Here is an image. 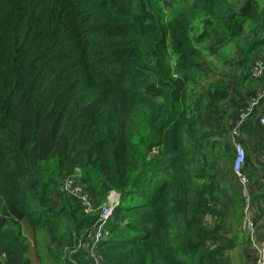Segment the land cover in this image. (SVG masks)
I'll use <instances>...</instances> for the list:
<instances>
[{"label":"trees","instance_id":"16d2710c","mask_svg":"<svg viewBox=\"0 0 264 264\" xmlns=\"http://www.w3.org/2000/svg\"><path fill=\"white\" fill-rule=\"evenodd\" d=\"M262 108L264 0H0V264H254Z\"/></svg>","mask_w":264,"mask_h":264},{"label":"rangeland","instance_id":"374dc122","mask_svg":"<svg viewBox=\"0 0 264 264\" xmlns=\"http://www.w3.org/2000/svg\"><path fill=\"white\" fill-rule=\"evenodd\" d=\"M258 113L264 114L263 108L259 109V111L257 113H255L254 116H256ZM255 118H250V126L253 125L252 126L253 131H252L250 136L254 137L255 145L257 146L258 149H260L259 151L262 153V158H264V123H260L258 121V119L256 118L257 120H255ZM259 155L260 154L258 153V156ZM256 169H257V174L260 175L262 171L259 169V167ZM114 199H116V194L114 192H111L110 201L111 200L113 201ZM258 205L260 207V210H262V213H261L262 214V217H261L262 221L261 222H263L264 221V198H261L258 200ZM243 206L245 207V204ZM253 212L254 211H253L252 207H250V206H249L248 213H246V211L244 210L243 229L246 233H248L250 231L249 232V236H250L249 248L252 249V251L254 253L255 252V246L254 245L257 246L261 243L262 233L264 231H262L263 230L262 227H260L258 230H256V229H254V226L251 227L252 231L250 230V228H249V219H250L249 215H252ZM233 226H234V228H239V225H237V224H234ZM244 226H245V228H244ZM252 241H253V244L251 243ZM248 244H249V241H248ZM245 252L247 253V249L245 248L244 242L242 240H240V238H239V244L230 251L231 256H232L235 264H241L240 254L245 253ZM31 257L33 259V263L38 264L37 263V257H36L35 251H34V247H32Z\"/></svg>","mask_w":264,"mask_h":264},{"label":"built area","instance_id":"2783aa9c","mask_svg":"<svg viewBox=\"0 0 264 264\" xmlns=\"http://www.w3.org/2000/svg\"><path fill=\"white\" fill-rule=\"evenodd\" d=\"M247 112H248V110H246L245 112L244 111L241 112V114L239 115V120H238L236 126H238L240 124V122L243 120L244 115ZM256 117L260 123H264V114L258 113L256 115ZM234 131L236 134H238L237 128H234ZM234 149H235V158H234L233 167H234L236 174L239 177V182H240L241 186H243V188H245V186L247 184V177L243 174V171L241 170L242 164L244 162V157H245L244 149H243L242 144L237 140L234 141ZM111 192H114L116 194V199H114L113 201L112 200L110 201ZM111 192L108 194V204L102 210V220L104 218H106L111 213L112 206L117 201V197H118L117 192H115V191H111ZM244 210L246 211V213H248L249 205L247 203L245 204ZM249 218H250L249 219V228L251 231H252V229H251L252 226H254V229H256V230H258L260 227H262L263 228L262 231H264V221L261 222L262 220L260 219L256 224H254L252 221L251 215H249ZM244 228H245V226H244ZM101 232H102V229L99 228L96 231L95 237H98L99 235H101ZM249 232H248V236H249ZM248 241H249V245H250V236H249ZM251 243L253 244V241ZM254 246H255V252L253 253V251H252V254L254 256V264H264V232L262 233L261 243L257 246L256 245H254Z\"/></svg>","mask_w":264,"mask_h":264},{"label":"crops","instance_id":"0c3cea01","mask_svg":"<svg viewBox=\"0 0 264 264\" xmlns=\"http://www.w3.org/2000/svg\"><path fill=\"white\" fill-rule=\"evenodd\" d=\"M243 138H245V136ZM246 143H248V146L250 147V151L248 152V154L250 156L251 163L256 168H258V166H259L258 163L260 161L264 163V158H262V153L259 151L260 149H258L257 146L255 145V141H254V137L253 136L250 137L249 141L246 140ZM258 153L260 154L259 156H258ZM255 167H251V168H255Z\"/></svg>","mask_w":264,"mask_h":264}]
</instances>
